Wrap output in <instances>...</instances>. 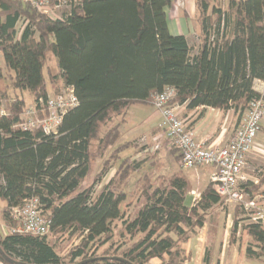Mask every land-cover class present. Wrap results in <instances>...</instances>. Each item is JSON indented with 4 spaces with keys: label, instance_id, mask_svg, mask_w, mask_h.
<instances>
[{
    "label": "trees",
    "instance_id": "obj_1",
    "mask_svg": "<svg viewBox=\"0 0 264 264\" xmlns=\"http://www.w3.org/2000/svg\"><path fill=\"white\" fill-rule=\"evenodd\" d=\"M169 4L76 0L52 18L29 0H0V102L7 95L6 74L11 87L27 91L33 104L47 96L48 53L62 84L71 86L78 99L54 133L17 127L26 108L19 97L0 115V199L5 202L0 216L6 227L0 248L13 260L73 264L100 257L84 264H128L110 258L117 256L131 264L187 262L181 244L223 200L209 181L199 199L186 205L189 183L183 174L140 173L145 159L120 155L135 145L120 141V128L133 104L149 105L165 87L174 89L171 105L232 109L238 123L251 100L264 101V88L255 87V81L264 82V0H228L226 7L218 4L211 11L210 0H196L203 32L196 53L184 35L170 33ZM111 168L113 177L97 189ZM257 178L239 184L248 197H264V167ZM30 197L39 199L50 219L45 234L11 231V209ZM137 205L132 214L130 208ZM238 230L251 239L246 255L264 258L260 225L236 214L232 240ZM62 236L77 240L63 253L58 250ZM208 256L206 250L203 264ZM0 263L12 264L1 256Z\"/></svg>",
    "mask_w": 264,
    "mask_h": 264
},
{
    "label": "built area",
    "instance_id": "obj_2",
    "mask_svg": "<svg viewBox=\"0 0 264 264\" xmlns=\"http://www.w3.org/2000/svg\"><path fill=\"white\" fill-rule=\"evenodd\" d=\"M30 3L49 17L57 18L71 9L76 0H29ZM264 88V87H263ZM263 89L261 88L260 91ZM174 96L172 87H165L155 93L152 106L160 116L159 127L162 134L174 146L185 168L212 165L215 170L210 177L213 189L225 202H232L249 221L260 225L264 231V197L244 194L239 182L243 179V169L247 154L252 150L254 139L260 131L264 120V101L255 98L250 101L230 139L224 144L205 145L197 141L194 133L186 128L183 120L177 115L175 105L170 104ZM77 96L71 86L45 98L39 97L37 104L26 107L17 127L23 130L41 129L45 133L56 132L62 122L64 113L76 106ZM7 109L0 102V115H6ZM14 220L12 232L41 235L48 232L50 219L40 207L37 197H30L19 207L11 209Z\"/></svg>",
    "mask_w": 264,
    "mask_h": 264
},
{
    "label": "crops",
    "instance_id": "obj_3",
    "mask_svg": "<svg viewBox=\"0 0 264 264\" xmlns=\"http://www.w3.org/2000/svg\"><path fill=\"white\" fill-rule=\"evenodd\" d=\"M228 1V0H226ZM217 0H210L209 9L213 6H217ZM168 29L170 33L175 35H184L187 40L188 45L191 47L192 53H196L197 49L201 43L203 32L198 17V10L196 8V0H170V4L165 8ZM256 89H263L264 82L255 81ZM139 104H133L127 111L125 116V121L121 126V129L125 127V133L127 135H134L136 137L141 131L149 130L154 132L155 129L159 127L160 116L154 107L149 105V109H140ZM141 106H145L141 104ZM175 110L177 115L183 120L187 129L194 133V137L197 141L204 142L205 145L209 144H224L232 136L235 128L238 125V119L233 113L232 109L222 110L219 108H212L209 106H196L187 107L185 104L177 105L175 104ZM131 108L139 111V115L135 117L131 122H129V116L131 114ZM123 131V129H122ZM133 138L129 141H132ZM264 167V151L263 148L253 145L252 150L247 154L246 164L243 169V179L240 180L239 184H244L246 182H256L257 173ZM191 168H178L171 173L179 172L185 176L189 183V190L186 195H190L192 205L195 200L199 199L200 192L205 188L207 183L210 181V177L214 172V166L205 165L201 169ZM114 170V169H113ZM115 172V170L113 171ZM142 170L140 171V173ZM252 172V173H251ZM140 173H136L139 177ZM170 173V174H171ZM114 173H108L102 178V181L98 184L97 189L101 185L105 184ZM103 180H105L103 182ZM203 180L205 183L203 187L196 194L198 181ZM191 195H195L192 197ZM2 200V199H1ZM232 219L229 230L231 228L234 216L242 213L239 206L233 203ZM5 205V204H4ZM3 205V206H4ZM220 205V204H219ZM1 206L0 209L3 207ZM218 205L212 207V212L206 215V219L203 226L197 230V233L189 238L188 241L181 244V247L188 253L189 258L184 264H203V256L205 251L209 252V262L208 264H251L250 260L254 261L253 264H264V258L255 259L250 258L246 255L245 248L250 243L251 239L244 234V232L239 231L236 238L232 240L230 237V232L228 234V244L226 246L220 245L218 248V256L215 260H212L211 253L208 246L209 242L215 243V239L219 235L218 233V223L215 221V215L213 214V209ZM1 219V216H0ZM2 220V219H1ZM3 222V220H2ZM4 224V222H3ZM5 226V225H4ZM242 235L248 238L247 243L244 245L243 254L241 256L236 255V244L242 243ZM210 247V246H209ZM1 264V263H0Z\"/></svg>",
    "mask_w": 264,
    "mask_h": 264
},
{
    "label": "rangeland",
    "instance_id": "obj_4",
    "mask_svg": "<svg viewBox=\"0 0 264 264\" xmlns=\"http://www.w3.org/2000/svg\"><path fill=\"white\" fill-rule=\"evenodd\" d=\"M218 4H220L223 7H226L227 5V1L226 0H217ZM23 27V23L20 21L17 24V29L20 30ZM18 35H19V31H18ZM6 74V73H5ZM6 78H5V83L7 85V95L6 98L1 100V104L8 109V105L7 103L12 100L14 97H19L20 99H23L24 103H25V107H31L33 105V99L31 97V95L25 91V90H14L11 87L10 81H9V77L6 74ZM44 76L46 79V89H47V95L51 96L54 95L56 93L61 92L62 90H64V84H62L60 76L58 74V69H57V64H56V60L53 57L52 54L48 53L45 57V62H44ZM51 79H53V84L51 82ZM4 83V84H5ZM53 86V87H52ZM140 106H134V107H141L140 109H149V106L146 107L145 106H141V104H139ZM151 105H152V101H151ZM136 109L138 108H131L130 112V116H129V122H131L135 117H137L139 115V111H137ZM116 121H119V118L116 119ZM123 129V131H122ZM120 128V131L122 133V136L120 138V141H125V140H131L133 138V142L135 143L134 147L129 148L128 150L122 152L120 155L121 156H130L133 159L136 160H142L145 159L146 163L142 168V172L144 171H154L155 173H166V174H170L171 172H173L174 170H177L178 168H183L185 169V167L182 164V160L181 157L179 159V152L177 151V149L171 145V147L169 146V144H167V140L166 137L162 134V129L160 127H158L157 129H155L154 132L149 130L146 131H141L136 137H134V135L132 136L127 135L124 131H125V127L124 128ZM257 145L261 148H263L264 151V120H262L261 122V128L260 131L257 133L255 139H254V143L253 145ZM174 155H176V159L173 157ZM152 162V163H151ZM101 162L97 161V167L95 170L99 169ZM203 166H196L194 169H201L203 168ZM114 168H111L109 171L110 173H114L113 170ZM215 170V169H214ZM252 173V172H251ZM137 179V174L133 175L132 177V181ZM105 180H103L104 182ZM204 181L200 180L198 181L197 184V189L194 188L196 190V194L199 193V190L203 187L204 185ZM192 197H194L193 195H191ZM131 199V201H134L135 197H129ZM195 199V197H194ZM184 203L186 205H190L191 204V197L190 195H186L185 197V201ZM5 204V202L3 200L0 199V207L3 206ZM140 205L134 206L130 208V211L132 212V214H135L138 209H139ZM233 206L234 204L232 202H225L222 201L220 203V205L214 207L213 209V214L215 215V221H217L218 223V233L219 235L217 236V238L215 239V243L209 242L208 243V248L210 250L211 253V257L212 260L214 261L215 258L218 256V248H219V243L222 247L223 243L226 246V244H228V234L230 232L229 227L231 224V219H232V211H233ZM239 217L240 218H245L246 216L244 215V213H239ZM0 232L3 234L6 232V227L4 226L2 220L0 219ZM242 239L243 242L242 243H238L236 244V255H240L243 254V249H244V245L247 243L248 238L245 237L244 235H242ZM59 245H58V250L63 253L65 252V250L67 248H69L72 244L76 243L77 240L75 238H69L66 239L65 236H62L59 238ZM210 246V247H209ZM251 264L254 263V261L250 260Z\"/></svg>",
    "mask_w": 264,
    "mask_h": 264
},
{
    "label": "water",
    "instance_id": "obj_5",
    "mask_svg": "<svg viewBox=\"0 0 264 264\" xmlns=\"http://www.w3.org/2000/svg\"><path fill=\"white\" fill-rule=\"evenodd\" d=\"M0 256L6 261V262H9V263H12V264H28V263H23V262H18V261H15L13 260L12 258H10L9 256H7L0 248ZM100 257H96V258H93V259H85V260H82V261H79L77 263H73V264H84L90 260H94V259H98ZM110 258H113V259H118V260H121V261H124L128 264H131L129 263L128 261L122 259L121 257H117V256H112Z\"/></svg>",
    "mask_w": 264,
    "mask_h": 264
}]
</instances>
